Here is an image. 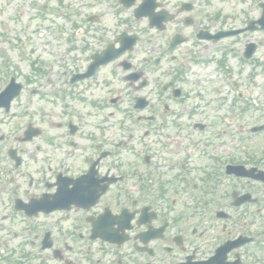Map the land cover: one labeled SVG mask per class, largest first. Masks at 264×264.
Masks as SVG:
<instances>
[{"label":"flooded vegetation","instance_id":"1","mask_svg":"<svg viewBox=\"0 0 264 264\" xmlns=\"http://www.w3.org/2000/svg\"><path fill=\"white\" fill-rule=\"evenodd\" d=\"M153 1L80 30L64 0L49 63L0 65L31 118L0 132V264H264V0Z\"/></svg>","mask_w":264,"mask_h":264},{"label":"rangeland","instance_id":"2","mask_svg":"<svg viewBox=\"0 0 264 264\" xmlns=\"http://www.w3.org/2000/svg\"><path fill=\"white\" fill-rule=\"evenodd\" d=\"M37 1L40 3V2H43V1H47V0H37ZM17 6H18V9L22 12V16L20 18L18 17L19 19L18 18L16 19L15 17H13L11 15V20H13V21L9 22L8 20H6L4 18L5 13L1 14V18H3V21L8 24V31L22 32V35L29 34V35L32 36V38L34 36L38 37V38L47 37L46 36L47 31L45 30V28L46 27L47 28L48 27H52L53 24H51L48 19H45V17L44 18H36L34 16V10H32V11L29 10V8L27 7V3L25 1L19 2L17 4ZM44 14L46 15L45 12H44ZM55 23H56L55 24L56 26H61L63 24V20L62 19H56ZM14 25L18 26L21 29L17 30L16 27H11V26H14ZM48 30H50L51 32L54 31L53 28H48ZM39 32L43 33L44 36H42V37L37 36ZM39 47H41V46L39 45ZM35 53H37V51ZM44 57H46V56H44ZM30 59H32L31 54H27V55H24L23 57H21L20 64L22 65V67H23L22 69L23 70L26 69V66L24 67V65H27L29 63ZM16 60L19 62L18 57H17ZM28 119H31V118L30 117L22 118L21 119V121H22L21 124H19L18 123L19 121H17L16 119H13V118H9V119H7L5 121L0 120L1 121L0 122V132H2V130L6 129V128H16V127L20 128L21 126H23V124Z\"/></svg>","mask_w":264,"mask_h":264}]
</instances>
